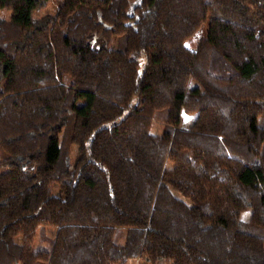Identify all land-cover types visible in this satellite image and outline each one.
Here are the masks:
<instances>
[{"label": "trees", "instance_id": "1", "mask_svg": "<svg viewBox=\"0 0 264 264\" xmlns=\"http://www.w3.org/2000/svg\"><path fill=\"white\" fill-rule=\"evenodd\" d=\"M47 1L0 0V264H264V0Z\"/></svg>", "mask_w": 264, "mask_h": 264}, {"label": "rangeland", "instance_id": "2", "mask_svg": "<svg viewBox=\"0 0 264 264\" xmlns=\"http://www.w3.org/2000/svg\"><path fill=\"white\" fill-rule=\"evenodd\" d=\"M57 1L58 0H48L45 3V6L42 7L39 12H42V11H45V10H52L53 8H56V6H55L56 3L55 2H57ZM10 15H11V10L10 9L0 7V17L8 18ZM203 35H205V23H203L197 29V31L194 34H192L190 37H188L184 41V45L187 46L188 48H194L197 39L199 37L203 36ZM181 117H182V120H181L180 124H181V126H183L185 128L190 123V121L193 119L194 113H190L189 114V113L181 112ZM205 119L208 122V124H210L212 126L214 125V123L216 121L215 115H213L210 112H207L205 114ZM160 128H161V124L158 123V122H154L151 130L159 132ZM247 215H248V211H243L240 216H241V218H244ZM51 232H52V230H49V231H47V234H51ZM19 237L20 236H18L16 239L18 240ZM36 239H37V233H36V231H33V232H30L27 235L23 236L21 240L29 242L31 244H34L36 242ZM16 264H19V263H16ZM128 264H149V263L143 262L141 260L134 259L132 261H129Z\"/></svg>", "mask_w": 264, "mask_h": 264}]
</instances>
